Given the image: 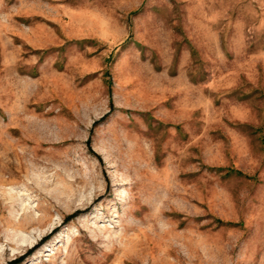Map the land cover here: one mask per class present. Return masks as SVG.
I'll return each mask as SVG.
<instances>
[{
  "label": "rangeland",
  "instance_id": "obj_1",
  "mask_svg": "<svg viewBox=\"0 0 264 264\" xmlns=\"http://www.w3.org/2000/svg\"><path fill=\"white\" fill-rule=\"evenodd\" d=\"M11 261L264 264V0H0Z\"/></svg>",
  "mask_w": 264,
  "mask_h": 264
},
{
  "label": "trees",
  "instance_id": "obj_2",
  "mask_svg": "<svg viewBox=\"0 0 264 264\" xmlns=\"http://www.w3.org/2000/svg\"><path fill=\"white\" fill-rule=\"evenodd\" d=\"M20 258H17L16 260L18 261ZM14 261H11V262H9L8 264H12Z\"/></svg>",
  "mask_w": 264,
  "mask_h": 264
}]
</instances>
